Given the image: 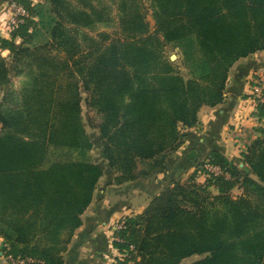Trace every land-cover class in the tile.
Wrapping results in <instances>:
<instances>
[{
    "label": "trees",
    "instance_id": "obj_1",
    "mask_svg": "<svg viewBox=\"0 0 264 264\" xmlns=\"http://www.w3.org/2000/svg\"><path fill=\"white\" fill-rule=\"evenodd\" d=\"M15 1L28 16L0 33V237L10 257L64 264L104 174L82 103L99 116L90 126L116 183L163 170L182 128L224 101L232 66L264 51V0H112L115 15L103 0ZM102 24L113 32L85 31ZM167 45L182 50L186 75ZM243 156L249 173L213 152L230 178L175 180L128 217L114 264H264V137Z\"/></svg>",
    "mask_w": 264,
    "mask_h": 264
},
{
    "label": "crops",
    "instance_id": "obj_2",
    "mask_svg": "<svg viewBox=\"0 0 264 264\" xmlns=\"http://www.w3.org/2000/svg\"><path fill=\"white\" fill-rule=\"evenodd\" d=\"M8 2L0 0V13L6 12ZM2 35L10 36L8 32ZM3 54L8 56L9 51L5 50ZM263 58L264 52H256L241 58L232 66L224 102L201 110L202 124L197 128L186 129L185 142L168 157L163 170L156 169L136 180L116 183V174L107 161L104 158L102 162L95 160L104 174L91 204L82 215V225L64 253V264H114L121 257L112 239V226L118 219L143 212L150 201L175 180L188 179L201 161H210L213 152H220L236 163L239 161L242 126L254 118H260L256 114L258 103L254 92L250 90V77L253 72L263 69L258 66L259 59ZM193 151L196 155L190 158L189 154ZM197 180L206 181L205 176L199 175ZM4 246L0 237V264H11Z\"/></svg>",
    "mask_w": 264,
    "mask_h": 264
},
{
    "label": "rangeland",
    "instance_id": "obj_3",
    "mask_svg": "<svg viewBox=\"0 0 264 264\" xmlns=\"http://www.w3.org/2000/svg\"><path fill=\"white\" fill-rule=\"evenodd\" d=\"M104 1L106 4H112L113 5V11H112L113 13L112 14L115 15L116 14L115 13L116 7L114 5L115 3H113L112 0H103V2ZM146 5L150 7V3L147 2ZM147 12H148L147 20L150 23V25L154 28L155 21H154V18L152 16V8H148ZM85 31L89 35L96 37V34L98 32H102V31H106L108 33L113 32V25L111 24V26H108V25L106 26V25L102 24V25L97 26L96 29H85ZM165 51H166V55L170 56V59H171V55H173V54H175L177 56L176 59H174V60L171 59V60L176 63V66H177V68H179L181 70V73L183 75L184 74L186 75L187 67L185 66L186 65L185 64V57L183 55L182 50L180 48L167 45L165 47ZM261 52H264V51H261ZM259 61H260V63L258 64V66L262 67L263 69L253 72V74H251V77H250V85H251L250 90H251V92H254L253 95L255 96V99L258 103V110H257L258 112L256 113L258 116H259V105H264V103H262L261 101H258L260 98L264 97V58L259 59ZM24 80H25V77L23 75L14 74L12 77V85H11L12 88L14 90H19V88L22 86V83ZM225 93H226V91H225ZM3 95H4V88L0 89V97L1 96L3 97ZM83 96L85 97L86 94L84 93ZM2 97H1V99H2ZM1 99H0V101H1ZM82 106H83V114H84V118L86 121L87 130H88V133L91 136V139L94 143V147L92 150L93 157L95 160L102 162V160H103V156L101 153L102 145H103L102 140L99 136L98 130L95 128H92L90 126L91 123L89 122L90 117L95 119L96 121L97 120L99 121V116L94 111H92V109L90 110L89 108H87L85 102L82 103ZM205 107H210V106H202L200 108V110L198 112V121L196 124H194L191 127H183L182 128L183 143L185 142L186 129L187 128H197V127H199L200 124H202V121L200 120V112ZM213 107H215V106H213ZM240 133H241V135H239V136H240V140H241V148H239V149H240L241 153H239V157H238L239 161L237 162V164L240 167H244V170H245V168H247V167H245V164L243 162V157H244L243 154L248 150V148L254 143L255 140H257L258 138L264 137V118H262V117L254 118V120H252V122L246 123L244 126H242V132H240ZM204 161L205 160L201 161L200 164H198L196 166L194 173L199 175V176H202V177L205 176V180H206V179L211 178V176H207V174L204 173V170L202 169V167L204 165ZM213 191L215 192L214 188H213ZM241 193H242V191L238 187L234 188V190L232 191V195H234V196H238ZM202 257L203 256H201V255H194V256H191V257L184 259L181 262V264H189L191 262H194L196 260L201 259Z\"/></svg>",
    "mask_w": 264,
    "mask_h": 264
},
{
    "label": "built area",
    "instance_id": "obj_4",
    "mask_svg": "<svg viewBox=\"0 0 264 264\" xmlns=\"http://www.w3.org/2000/svg\"><path fill=\"white\" fill-rule=\"evenodd\" d=\"M28 16L26 8L15 0H9L6 5V12L0 13V33L10 32L17 27L20 23L24 21V18ZM258 101L264 103V97L260 98ZM204 173L207 176H224L230 178V174L225 172L219 165L212 163L211 161H205L202 167ZM128 216L121 217L112 226V239L114 242H123L124 239L121 238L119 232L124 230L127 226ZM129 250H134V245L130 244ZM121 252V251H120ZM127 253L121 252V257L126 256ZM130 256V255H129ZM11 264H41L42 261L32 258H14L9 257ZM127 264H133L130 260Z\"/></svg>",
    "mask_w": 264,
    "mask_h": 264
},
{
    "label": "water",
    "instance_id": "obj_5",
    "mask_svg": "<svg viewBox=\"0 0 264 264\" xmlns=\"http://www.w3.org/2000/svg\"><path fill=\"white\" fill-rule=\"evenodd\" d=\"M176 57H177V56H176L175 54L171 55V59H172V60L176 59ZM195 155H196V152L193 151V152H191V153L189 154V157H190V158H194ZM242 165H243V164H242ZM245 171L248 172V173L250 172V170H249L248 168H245Z\"/></svg>",
    "mask_w": 264,
    "mask_h": 264
}]
</instances>
